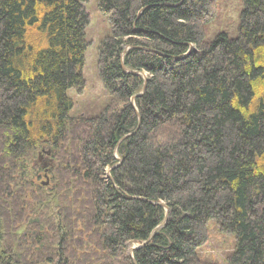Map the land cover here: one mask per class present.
Instances as JSON below:
<instances>
[{
	"label": "trees",
	"instance_id": "1",
	"mask_svg": "<svg viewBox=\"0 0 264 264\" xmlns=\"http://www.w3.org/2000/svg\"><path fill=\"white\" fill-rule=\"evenodd\" d=\"M85 2L0 0V264H264V0L210 38L217 0H97L94 116Z\"/></svg>",
	"mask_w": 264,
	"mask_h": 264
},
{
	"label": "rangeland",
	"instance_id": "2",
	"mask_svg": "<svg viewBox=\"0 0 264 264\" xmlns=\"http://www.w3.org/2000/svg\"><path fill=\"white\" fill-rule=\"evenodd\" d=\"M217 1V14L214 21L207 26L206 37L210 38L221 31H225L229 37L236 36L239 12L243 6L242 0ZM84 7L89 14V20L85 27L86 48L81 67L84 87L82 91H78L74 87L69 88L67 96L72 101L70 109L72 115L94 116L99 114L109 102V94L101 82L97 68V49L101 39L109 34L110 24L98 10L97 0H86ZM42 162L44 161L42 160ZM43 165L46 166V164ZM41 177V182L47 181L43 175ZM209 237L207 245L200 251L201 255L203 258L205 257L204 260L225 264V254L234 247V236L210 230Z\"/></svg>",
	"mask_w": 264,
	"mask_h": 264
},
{
	"label": "water",
	"instance_id": "3",
	"mask_svg": "<svg viewBox=\"0 0 264 264\" xmlns=\"http://www.w3.org/2000/svg\"><path fill=\"white\" fill-rule=\"evenodd\" d=\"M143 89H144V87H143ZM131 103L133 104V98H131ZM44 167V166H43ZM135 247H131L130 249H129V253L130 254H132V250L134 249Z\"/></svg>",
	"mask_w": 264,
	"mask_h": 264
}]
</instances>
